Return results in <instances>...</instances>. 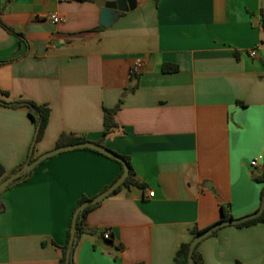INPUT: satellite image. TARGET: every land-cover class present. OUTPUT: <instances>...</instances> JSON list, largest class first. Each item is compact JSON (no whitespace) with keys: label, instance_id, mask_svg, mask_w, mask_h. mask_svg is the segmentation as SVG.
Wrapping results in <instances>:
<instances>
[{"label":"crops","instance_id":"crops-1","mask_svg":"<svg viewBox=\"0 0 264 264\" xmlns=\"http://www.w3.org/2000/svg\"><path fill=\"white\" fill-rule=\"evenodd\" d=\"M134 1L104 27L95 0H0V20L13 30L0 25V89L8 101L50 110L34 144L28 109L0 105L4 175L30 152L55 148L62 132L99 141L103 108L120 100L118 129L102 145L129 157L141 186L121 187L88 211L96 232L81 236L72 264H174L192 228L219 221L220 205L231 218L260 205L264 0ZM52 13L63 21L51 22ZM165 63L177 71L163 72ZM118 172L113 160L74 149L0 192V264H58L78 199ZM215 231L199 242L203 264H264V222Z\"/></svg>","mask_w":264,"mask_h":264},{"label":"trees","instance_id":"trees-1","mask_svg":"<svg viewBox=\"0 0 264 264\" xmlns=\"http://www.w3.org/2000/svg\"><path fill=\"white\" fill-rule=\"evenodd\" d=\"M5 1H8V0H5ZM88 1H94V0H88ZM0 25L2 27H4L7 31L13 32V30L11 28L7 27L5 24H3L1 22V20H0ZM177 69H178L177 65L172 64V63H165L162 65V71L163 72H174V71H177ZM130 75L133 77H137V75L134 71H132V73ZM7 94L8 93L6 91L0 89V105L7 106V107L23 106V107H26L28 109V115L32 119V122H33L34 127H35V137H34V144H35L37 141H39L42 138V136L44 134V131H45V128L47 126L48 119H49V112H50L49 107L46 104H37L33 101L25 100V99L8 101L5 99ZM119 105H120V100L112 107H104L103 108L104 131L102 134V138L99 141H96V143L102 145L103 138L105 136H107L108 134L115 132L118 129V124L115 121V113L118 110ZM83 141H86V139L84 137L75 136V135L70 134V133L62 132V133H60V135L58 136V138L56 140L55 147L63 146V145H67V144H73V143H77V142H83ZM80 149L92 151L96 154L102 155V156L109 158V159L113 160L114 162H116L119 165V172H118L115 179H117L120 176V174L122 173V165L117 160L110 158V157L98 152L97 150H94L91 148H80ZM80 149H76V150H80ZM118 155H120V154H118ZM120 156L126 161L128 168H129V172H128V176L126 177L124 182L121 184V186L118 187L117 190H119L121 187H128L129 185L141 186V184L138 183L134 178V173H133L131 164L129 162V157L124 156V155H120ZM34 159H35V156L30 152V154L27 156L26 160H24L22 163H20L18 166H16L12 170L11 173L17 171L26 161H32ZM4 174H5L4 168L0 164V181L3 180L7 176ZM30 174H31V171L25 173V175L20 180L19 179L15 180L10 186L26 181V179L30 176ZM256 181H258L261 184V192H260V200H261V197H262V194L264 191V152H263V169H262L260 175L256 177ZM107 187L108 186H105L102 190L106 189ZM90 198L91 197H87L85 195H82L78 199L75 208L79 204H81L83 201L89 200ZM99 203H100V201L93 204V205H90V206L84 208L79 213L77 220H76V231H75V236L77 239L76 244L78 243V241L80 240L82 235H84V234H88V235L95 234L96 230L94 228L88 227L86 225L85 217H86V214L88 213V211L93 209L97 205H99ZM75 208L71 212L69 225H68V228L66 231L65 242L61 246V258L59 259L58 264H65V250H66L67 242H68L69 235H70L71 220H72V216H73V213L75 211ZM3 209H4L3 204H0V211H3ZM220 211H221V216H220L219 220L231 218L230 214L226 211V208L223 204L220 205ZM257 222H264V211L258 217L250 219L248 221H245L241 224H237L235 226L236 227H245V226L255 224ZM203 229H205V228H203ZM203 229H198L196 227L191 229L190 239L186 242L181 243L175 252L174 264H188V252H189L190 241L192 240V238L197 233H199ZM215 232L216 231H213L212 234H214ZM106 241L109 244H112L111 238L106 239ZM75 245H74V248H75ZM198 246H199V243L197 244V246L193 250L192 258H193L195 264H203L202 257L198 251ZM74 248H73V250H74ZM136 264H140V263H136Z\"/></svg>","mask_w":264,"mask_h":264},{"label":"water","instance_id":"water-1","mask_svg":"<svg viewBox=\"0 0 264 264\" xmlns=\"http://www.w3.org/2000/svg\"><path fill=\"white\" fill-rule=\"evenodd\" d=\"M95 3L100 7L99 24H101L104 27L110 26L117 19L120 12H126L128 10H132L135 7L134 0H114V1L95 0ZM80 148H91L97 150L98 152L110 158L117 160L122 165V173L106 189L102 190L100 193H98L91 199L83 201L81 204H79L76 207L72 216L70 235L65 250V264H72L73 248L77 241L75 236L76 220L79 213L84 208L103 200L105 197L115 192L119 186H121V184L128 176V172H129V168L126 161L120 155L109 150L105 146L100 145L94 141L86 140L83 142L58 146L53 148L52 150L44 152L39 156H37L34 160L26 161L17 171L6 176L3 180L0 181V192H2L6 188H8L15 180L17 179L20 180L25 175V173L30 172L39 162H41L46 157L63 151H69ZM263 211H264V191L260 200L259 208L255 212L243 216L241 218L221 219L215 222L214 224H212L211 226H209L208 228L197 233L190 241L189 252H188V264H195L192 258V253L194 248L197 246V244L200 241L210 236L213 231L217 230L222 226L241 224L245 221L258 217L263 213ZM99 246L105 249L108 247L107 242L105 240H102Z\"/></svg>","mask_w":264,"mask_h":264},{"label":"built area","instance_id":"built-area-1","mask_svg":"<svg viewBox=\"0 0 264 264\" xmlns=\"http://www.w3.org/2000/svg\"><path fill=\"white\" fill-rule=\"evenodd\" d=\"M48 18L51 20V22H54V23L63 21V18L57 16L54 13L50 14L48 16ZM249 55L250 56H254L255 55V50L254 49L250 50ZM250 163H251V165L254 166V165H256V160H252ZM148 195L151 196L152 192H148ZM101 235H102V238H104L105 240L106 239H110V232L107 229L103 230Z\"/></svg>","mask_w":264,"mask_h":264}]
</instances>
